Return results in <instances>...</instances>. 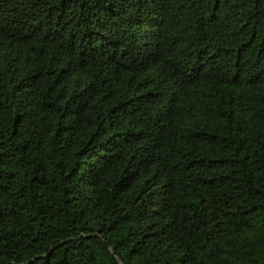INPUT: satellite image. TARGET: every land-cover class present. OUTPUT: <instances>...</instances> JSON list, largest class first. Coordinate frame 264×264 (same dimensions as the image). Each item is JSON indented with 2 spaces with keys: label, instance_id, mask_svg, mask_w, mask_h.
I'll use <instances>...</instances> for the list:
<instances>
[{
  "label": "trees",
  "instance_id": "trees-1",
  "mask_svg": "<svg viewBox=\"0 0 264 264\" xmlns=\"http://www.w3.org/2000/svg\"><path fill=\"white\" fill-rule=\"evenodd\" d=\"M0 264H264V0H0Z\"/></svg>",
  "mask_w": 264,
  "mask_h": 264
}]
</instances>
